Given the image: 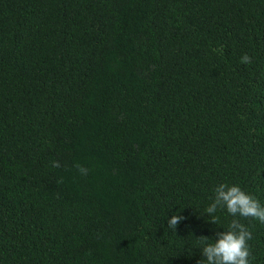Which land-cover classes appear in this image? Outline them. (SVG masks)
Instances as JSON below:
<instances>
[{
  "label": "trees",
  "instance_id": "16d2710c",
  "mask_svg": "<svg viewBox=\"0 0 264 264\" xmlns=\"http://www.w3.org/2000/svg\"><path fill=\"white\" fill-rule=\"evenodd\" d=\"M220 183L264 206V0H0V264H206Z\"/></svg>",
  "mask_w": 264,
  "mask_h": 264
},
{
  "label": "clouds",
  "instance_id": "9594fccd",
  "mask_svg": "<svg viewBox=\"0 0 264 264\" xmlns=\"http://www.w3.org/2000/svg\"><path fill=\"white\" fill-rule=\"evenodd\" d=\"M242 62L251 63V57L245 54ZM54 168L61 167L58 160L51 162ZM80 175L87 176L90 169L82 164L74 165ZM62 183V179L58 181ZM218 210H226L233 219L228 227L216 233L215 239L201 235L198 237V248L206 264H250V246L252 232L238 218L254 219L264 223V206L252 194L245 192L238 184L220 183L214 189V197L206 207L205 213L213 224H218ZM184 219L174 213L167 220V227L176 231L177 225ZM199 264V262H198Z\"/></svg>",
  "mask_w": 264,
  "mask_h": 264
}]
</instances>
